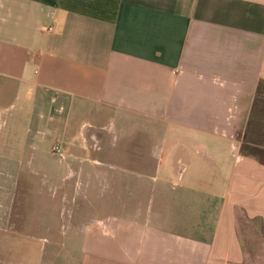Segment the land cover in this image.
Instances as JSON below:
<instances>
[{
  "label": "crops",
  "instance_id": "crops-1",
  "mask_svg": "<svg viewBox=\"0 0 264 264\" xmlns=\"http://www.w3.org/2000/svg\"><path fill=\"white\" fill-rule=\"evenodd\" d=\"M35 231L72 264L262 256L264 0H0V264Z\"/></svg>",
  "mask_w": 264,
  "mask_h": 264
},
{
  "label": "rangeland",
  "instance_id": "rangeland-1",
  "mask_svg": "<svg viewBox=\"0 0 264 264\" xmlns=\"http://www.w3.org/2000/svg\"><path fill=\"white\" fill-rule=\"evenodd\" d=\"M158 126H159V133H160L161 126L160 125H158ZM125 130H127V128ZM141 134L144 135L145 133L141 132ZM156 135H158V132L154 130L152 136L156 138L157 137ZM125 140L120 141V143H123ZM55 143L58 144L57 142H54V143H52L50 145V147L53 144H55ZM95 146H96V144H95ZM95 146H94V148H97V146L96 147ZM50 147H49L50 154L55 155L57 157V159L60 160V161L64 159V153L62 152V149H61V153L60 154H56V153H52L51 152ZM147 151L148 150L146 149L144 152H147ZM147 157H149V156H147ZM97 159L100 162L104 161L102 158H97ZM142 159H148V158H144L143 157ZM92 161H93L94 164H98L99 165V162L97 160L93 159ZM171 162H173V157L169 158L168 165H170ZM175 165L176 166H180L181 164H177L176 163ZM85 166H88V164L87 163H83L82 164V168L84 169ZM161 166L156 167V169L160 168ZM152 173H154V172H152ZM123 175L124 176H128V174H126V173H124ZM143 180H145V182H146L147 178H144ZM76 181L78 183V193H77V196H76V202H77L78 205L81 204L82 207H83V199H82L83 190H84V185L87 182V179L85 178L84 172H82L81 174H78V176L76 177ZM92 182L93 183L96 182V184L98 185L99 188L102 186L101 182H98L95 179L92 180ZM102 188H103V186H102ZM169 190L165 189V191L167 192L168 196L170 197L171 194L174 191H169ZM104 191H105V189H104ZM129 192H131V189H125V197H127ZM90 197H95V193H92L90 195ZM146 204H147L146 198H143V204H141L139 206H134L132 204H128V205H125V209H126V212H128L130 214H132L135 211L134 209H136L138 207H140L142 211L146 212L147 209H148V206ZM113 207H115V206H113ZM113 212L114 213H118V210L116 208H113ZM33 233H34L33 237H31V238H24V237L22 238L21 236H17V237L13 238L14 244H17V243L19 245L22 244L23 246H27V248H28V252L27 253H23V254H21L19 252H14L13 253L12 256H13L14 264H17V261H20V260L23 261V264H44L43 260L41 258V255H43V258H45L44 261H49L48 264H72L74 262V260H73L74 258L71 257V254H68L67 251L63 252L64 249H61L59 251V249L57 247H53L51 250H49V251L46 250L47 252L46 251L44 252L45 247H47V245H48L45 241L48 238L44 237L43 234L38 233L36 231L33 232ZM55 239H58V238L56 237ZM59 241L62 243V245L66 246L67 238L59 237ZM75 244H76V242H75ZM256 245H258L257 242L254 243V245L252 246V249L255 248ZM248 247H249V245H248ZM41 250L44 253L41 252ZM263 255H264V251H263V254H262V256L260 258L259 257L254 258V260H253L254 264H258V262H261V260L263 259ZM263 262H264V259H263ZM263 262L261 264H263Z\"/></svg>",
  "mask_w": 264,
  "mask_h": 264
},
{
  "label": "built area",
  "instance_id": "built-area-1",
  "mask_svg": "<svg viewBox=\"0 0 264 264\" xmlns=\"http://www.w3.org/2000/svg\"><path fill=\"white\" fill-rule=\"evenodd\" d=\"M50 29V27H47L46 28V31H48ZM50 150L52 153H56V154H60L61 153V149H60V146L59 144H53L51 147H50Z\"/></svg>",
  "mask_w": 264,
  "mask_h": 264
}]
</instances>
